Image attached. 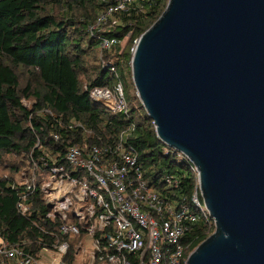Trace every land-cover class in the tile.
<instances>
[{"label":"water","instance_id":"95a60500","mask_svg":"<svg viewBox=\"0 0 264 264\" xmlns=\"http://www.w3.org/2000/svg\"><path fill=\"white\" fill-rule=\"evenodd\" d=\"M130 66L214 221L186 264H264V0H169Z\"/></svg>","mask_w":264,"mask_h":264},{"label":"trees","instance_id":"16d2710c","mask_svg":"<svg viewBox=\"0 0 264 264\" xmlns=\"http://www.w3.org/2000/svg\"><path fill=\"white\" fill-rule=\"evenodd\" d=\"M166 5L167 1L139 16L122 15L120 24L91 33L90 28L107 6L102 0H0V234L5 239L20 243L30 239L35 249L52 241L45 234L54 229V223L46 218L49 208L43 201L40 181L30 193L25 181L31 175L22 174L27 163L24 160L38 155V139L43 145L54 146L62 156L77 143L113 144L122 131L134 125L131 144L140 158L147 165L154 164L159 176L174 174L179 182L177 199L191 201L198 189L195 166L159 140L139 97L128 96L127 79L133 83L131 49ZM103 36L130 38L122 50L117 46L102 52L105 60L117 58V72L101 63L99 44ZM118 84L129 104L127 114L107 110L90 95L95 87L115 91ZM72 120L90 128L91 139L69 130L67 124ZM8 155L14 159L9 161ZM24 193L33 203L26 215L17 207ZM214 229L210 216L192 226L186 235L192 242L189 251Z\"/></svg>","mask_w":264,"mask_h":264},{"label":"built area","instance_id":"2783aa9c","mask_svg":"<svg viewBox=\"0 0 264 264\" xmlns=\"http://www.w3.org/2000/svg\"><path fill=\"white\" fill-rule=\"evenodd\" d=\"M102 1L107 6L91 33L120 24L122 15L139 16L169 0ZM121 41L116 36L100 37L101 63L112 72L118 71L117 58L105 60L102 52L113 50ZM90 95L111 112H129L121 84L115 91L95 87ZM44 112L59 120L51 110ZM67 127L91 139L92 130L82 122L72 120ZM52 136L58 140L57 134ZM134 136L135 126L131 125L113 144L77 143L62 156L38 139V155L31 154L22 174L31 175L25 181L30 193L40 181L49 208L46 218L54 223V229L45 233L52 241L35 249L30 239L12 242L0 234V264H186L192 244L186 235L210 215L199 199V189L190 202L177 199L176 176H159L154 164L147 165L131 144ZM32 205L29 194L24 193L17 207L26 215Z\"/></svg>","mask_w":264,"mask_h":264},{"label":"rangeland","instance_id":"374dc122","mask_svg":"<svg viewBox=\"0 0 264 264\" xmlns=\"http://www.w3.org/2000/svg\"><path fill=\"white\" fill-rule=\"evenodd\" d=\"M106 28V27H105ZM107 29V28H106ZM129 41H130V38H128V37H126V38H124L122 41H121V43L118 45L119 46V48L122 50L123 48H125L126 46H127V44L129 43ZM25 82V80L23 81V83ZM127 82H128V84H129V88H128V96L130 97V99L133 97V95H137V92H136V88H135V85H134V83H130V80L129 79H127ZM132 82H133V80H132ZM130 101H132V103L133 104H136L137 102H136V100H130ZM25 102L27 103V105L30 103V101H27V100H25ZM137 105H138V103H137ZM7 159L9 160V161H11V160H13L14 159V157L13 156H11V155H8L7 156ZM25 161V163L26 162H28V160L27 159H25L24 160ZM0 172H1V168H0ZM2 174H4V172H2Z\"/></svg>","mask_w":264,"mask_h":264}]
</instances>
